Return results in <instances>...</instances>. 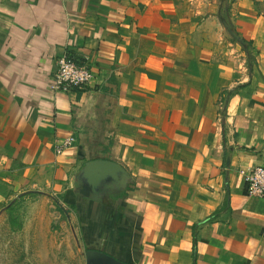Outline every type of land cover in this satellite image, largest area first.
<instances>
[{"label": "crops", "instance_id": "obj_1", "mask_svg": "<svg viewBox=\"0 0 264 264\" xmlns=\"http://www.w3.org/2000/svg\"><path fill=\"white\" fill-rule=\"evenodd\" d=\"M66 51L93 70L92 87L51 88ZM99 159L131 177L100 236L73 188ZM256 166L264 0H0V186L51 182L86 250L129 264H264V200L244 176Z\"/></svg>", "mask_w": 264, "mask_h": 264}, {"label": "rangeland", "instance_id": "obj_2", "mask_svg": "<svg viewBox=\"0 0 264 264\" xmlns=\"http://www.w3.org/2000/svg\"><path fill=\"white\" fill-rule=\"evenodd\" d=\"M81 228L51 182L0 186V264H87Z\"/></svg>", "mask_w": 264, "mask_h": 264}, {"label": "water", "instance_id": "obj_3", "mask_svg": "<svg viewBox=\"0 0 264 264\" xmlns=\"http://www.w3.org/2000/svg\"><path fill=\"white\" fill-rule=\"evenodd\" d=\"M130 184L131 177L123 166L99 159L85 164L73 183V188L78 197L101 202L111 194L127 191ZM86 261L87 264H129L95 249L86 251Z\"/></svg>", "mask_w": 264, "mask_h": 264}, {"label": "built area", "instance_id": "obj_4", "mask_svg": "<svg viewBox=\"0 0 264 264\" xmlns=\"http://www.w3.org/2000/svg\"><path fill=\"white\" fill-rule=\"evenodd\" d=\"M96 75L87 63L79 61L75 55L66 51L57 59V68L51 82V88L58 93H68L73 90H85L94 85ZM76 142L70 136L61 141L57 154H62ZM248 184L250 197L264 200V166H256L244 173Z\"/></svg>", "mask_w": 264, "mask_h": 264}, {"label": "trees", "instance_id": "obj_5", "mask_svg": "<svg viewBox=\"0 0 264 264\" xmlns=\"http://www.w3.org/2000/svg\"><path fill=\"white\" fill-rule=\"evenodd\" d=\"M229 10H230L229 6L223 7V13L224 14L220 18H221L224 26L226 27L227 31L231 35L233 41L235 43L239 44L245 50V52L248 54V56L250 58V56L252 55L251 44L249 42H247L246 40L242 39L239 36V34H237V32L235 31L233 25L230 22H228L227 16L229 14ZM125 197H126V191L119 193V194H111L110 196H108L109 201L104 199L103 202H96V201L87 199L86 201H88V203L91 204V206H92L90 211H91V213H93V215L91 217H87L86 215H83L84 213L82 212V210H80L83 213V214L81 213V215L79 217L80 222L86 223L88 220L92 221L94 219V221H96V222H95L94 227L92 228V233H94V235L100 236L101 235V225H105L106 228L110 227L109 224L112 223L113 219H114L113 218V216H114L113 212H117L119 210L120 206H122V203H123V200L125 199ZM106 201H107V205H106ZM106 206L111 209L112 213L107 214V217L104 219L101 209L105 208ZM78 207H76L75 204L73 205V209H79ZM86 209H87V206H86L85 210ZM102 210H104V209H102ZM84 230H85L84 228H81V232H83ZM108 230H109V228H108Z\"/></svg>", "mask_w": 264, "mask_h": 264}]
</instances>
